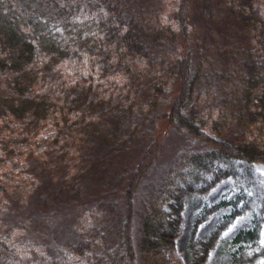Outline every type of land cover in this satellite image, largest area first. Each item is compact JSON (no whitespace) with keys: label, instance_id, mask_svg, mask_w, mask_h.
<instances>
[{"label":"trees","instance_id":"1","mask_svg":"<svg viewBox=\"0 0 264 264\" xmlns=\"http://www.w3.org/2000/svg\"><path fill=\"white\" fill-rule=\"evenodd\" d=\"M136 1L0 0V80L4 81L3 85L0 82V112L17 121L23 133L49 117L64 122L70 115L88 118L81 129V143L94 135L113 147L139 149L136 163L99 193V198H111L112 210L123 201L118 208V239L106 245L104 238L92 243L83 237L72 244L83 255H87V249L92 250L87 261L90 264H168L185 201L227 177L235 180L238 193L206 205L197 222L221 206L232 204V212L209 236L192 244L193 264H202L220 233L248 210L252 212V225L233 238L236 249L228 264H264V174L255 166L256 162L264 163L261 2L180 0L174 20L160 22L153 8ZM197 7L205 22L217 28L233 27L234 32H227L220 44L221 56L228 62L221 68L211 58H217V51L200 40L193 20ZM170 46H179L173 57L168 56ZM71 57L91 62V72L74 84L58 72ZM118 71L131 74L137 93L129 101L116 97L106 102V89L96 80ZM145 71L149 76L141 80ZM139 89L146 93L152 108L161 96L175 92L165 105L166 124L157 134L151 127H139V113L145 115V106L139 104ZM206 107L210 115L217 111L211 119L205 116ZM108 118L112 121L107 126ZM172 132L184 140L183 148L167 175L147 187L138 211L136 198L142 181L153 167L157 168L166 150L163 140ZM133 136L143 139L141 145L133 141L124 144ZM14 141L15 136L0 139L5 156L14 153L16 146H10ZM29 202L26 208L30 213L24 219L30 231L29 225L37 227L38 220L45 218L32 219L34 201ZM11 245L7 235L0 233V264H22ZM40 257L41 264H54L48 261L47 253Z\"/></svg>","mask_w":264,"mask_h":264},{"label":"rangeland","instance_id":"2","mask_svg":"<svg viewBox=\"0 0 264 264\" xmlns=\"http://www.w3.org/2000/svg\"><path fill=\"white\" fill-rule=\"evenodd\" d=\"M137 1L153 8V14L159 16L160 22L173 21L180 3V0ZM259 1L264 9V0ZM200 9V7L193 9V20L197 24L200 40L205 46H210L213 52L217 51V58L215 59L213 55L211 58L216 61L217 68H221L225 62L227 64L228 62L221 56L223 54L219 50L220 44L224 43V36L234 32L233 27L217 28L214 24L205 22L201 18ZM153 14H151L152 18ZM178 51L179 46H170L168 56L173 57ZM88 66H91L90 61L84 62L79 57L78 62L77 58L71 57L58 71L59 76L64 77L69 84H74L91 72ZM92 74L95 77L97 73L94 70ZM148 76L146 71L143 72L141 80H146ZM130 79V73L118 71L107 73L96 82L101 83L100 86L106 89V102L116 97L129 101L134 99L137 93L133 86L137 85L134 83L132 85ZM0 82L3 85L4 81L0 80ZM174 93L171 91L167 97L161 96L159 102L152 108L149 106L151 102L149 98H145L146 93L139 89V104L145 106V115L139 113L138 116L141 119L140 129L149 130L151 127L155 134L162 131L167 121L165 105ZM208 108H205L204 113L208 119H211L217 111L210 115ZM1 113L0 139H12L15 136V141L10 146L16 148L12 155L7 156L5 151L0 150V233L7 235V241L14 244L11 246L22 258V264H41V253H47L48 261L51 259L50 262L54 264L64 261L66 263L63 264H90L87 261L90 260L88 257L90 251V255L92 254V250L87 249V255H83L79 249H74L72 244L83 237H87L92 243L95 241L98 243L104 238L106 245H111L118 239L116 233L120 222L118 208L122 207L123 201L113 206L117 210H112L111 198H99V193L125 173L126 167L136 163L139 149L123 150V147H113L111 144L103 143L100 137L94 138V135L90 141L81 143L82 140H79L81 129L88 118L70 115L64 122L63 119L49 117L36 128H28L26 134L21 131L17 121H12L8 115ZM111 121V118L107 119V126ZM130 141L141 145L143 139L133 136L124 144ZM162 145L166 149L164 155L162 154V158L157 161V168L151 169L140 186L136 198L138 211H141L147 187L155 183L157 178L163 176L169 166L174 164L177 158L175 156L183 148L184 140L177 133L172 132L165 137ZM255 166L264 174L263 162H256ZM238 191L235 180L227 177L207 191L196 192L189 196L181 211L180 229L168 264H193L195 253L192 244L209 236L225 215L232 212L233 205L219 207L198 224L200 212L206 205L235 197ZM30 200L34 201L35 212L29 217L34 220L44 217L45 221L43 219L36 221L37 227L29 225L31 227L29 231L24 218L30 213V208H26ZM241 204L242 201L239 202V207ZM137 216L139 217V214ZM251 225L250 210L238 214L220 233L202 264H228L231 252L236 249L232 244L233 238L241 229L249 228ZM10 226H16V229ZM261 239L264 241V223ZM62 251L65 255L61 253Z\"/></svg>","mask_w":264,"mask_h":264}]
</instances>
